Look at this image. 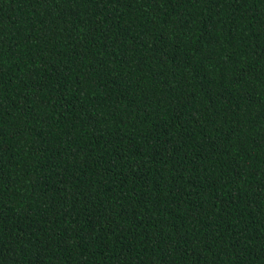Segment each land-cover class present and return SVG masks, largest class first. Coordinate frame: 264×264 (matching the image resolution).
<instances>
[{"label":"trees","instance_id":"1","mask_svg":"<svg viewBox=\"0 0 264 264\" xmlns=\"http://www.w3.org/2000/svg\"><path fill=\"white\" fill-rule=\"evenodd\" d=\"M0 264H264V0H0Z\"/></svg>","mask_w":264,"mask_h":264}]
</instances>
